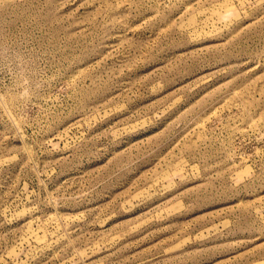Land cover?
<instances>
[{
    "label": "rangeland",
    "instance_id": "obj_1",
    "mask_svg": "<svg viewBox=\"0 0 264 264\" xmlns=\"http://www.w3.org/2000/svg\"><path fill=\"white\" fill-rule=\"evenodd\" d=\"M0 264H264V0H0Z\"/></svg>",
    "mask_w": 264,
    "mask_h": 264
}]
</instances>
